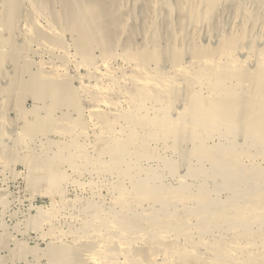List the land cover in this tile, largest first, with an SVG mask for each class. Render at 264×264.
Segmentation results:
<instances>
[{"label": "bare ground", "instance_id": "6f19581e", "mask_svg": "<svg viewBox=\"0 0 264 264\" xmlns=\"http://www.w3.org/2000/svg\"><path fill=\"white\" fill-rule=\"evenodd\" d=\"M28 2L31 7L35 4L37 7H33L41 15H50L62 29L61 32L46 31L41 25L38 28L33 24L37 29L29 28L21 33L17 25L22 11L18 1L0 0V80L4 81V86L0 85L1 140L8 139L4 114L11 104L23 118L21 132L15 137L21 147L42 133L45 136L56 133L69 137L73 148L83 154L86 152L87 147L81 145L80 140L86 137L87 130L81 119L80 94L73 83L61 80L58 75H41V72L37 78H23L19 60L33 39L50 43L46 49L55 56L57 49H65L64 35H70L77 53L86 58L80 61V68L94 66V54L99 52L106 59L104 66L122 61L140 78L126 81L130 93L129 110L119 103L106 102V92L97 90L90 95L95 104L111 108V112L97 109L91 113L106 128V132L97 136L100 151L109 158L105 165H95L86 154L77 158L80 152L74 149L77 155L70 150L65 158L63 151L60 156V153L53 154L55 158L46 154L42 158L32 154L21 158L19 151H15L19 145L13 147L15 150L0 145L5 159L11 163L23 161L32 169L46 170L49 175L46 181L53 190L69 182L62 170L66 164L74 173L92 170L119 176L120 183L115 186L119 194L118 214L113 212L115 215L111 216L110 213L111 218L91 217V222L83 224V231L104 228L106 234H94L104 247L114 243L111 232H116L120 245L125 246L121 247V252L129 263L142 258L154 260L161 254L165 258L163 264H264V187L259 188L264 186V167L256 163L257 159H264V0ZM55 4L61 9H53ZM228 14L236 18L231 30L228 27L229 32L220 20ZM206 34H214L218 42L204 43ZM17 39L23 42L21 47L15 45ZM62 53L68 59L67 54ZM9 66L11 72L7 70ZM104 76H109L108 71ZM28 98L37 104L31 111L25 108ZM70 110L75 111L77 119L69 116ZM58 111L63 113L62 123L55 118ZM29 115L35 118L32 124L27 120ZM118 125L120 133L114 131ZM240 137L241 149L238 147L241 144H237ZM213 138L232 142L230 146L210 147L207 142ZM47 141V146L41 147L52 148L51 139ZM159 144L176 152L184 161L208 162L217 173L228 174L229 180L232 178L239 184L249 180L255 188L237 193L236 184L229 182L227 186L234 191V196L223 203H217L203 186L195 192L186 181L174 189L163 188L161 172L139 166L140 161L157 158L154 145ZM186 145H191L188 151L184 149ZM165 165L166 171L176 174L175 163ZM205 175L203 171L188 167L185 179H199ZM125 181L131 185L129 188L124 185ZM256 187L260 191H256ZM146 204L160 205L167 210L156 209L140 217L135 211ZM169 208L175 210L170 212ZM52 217L46 212L40 215L46 223H50ZM192 223L196 227L193 228ZM213 230L222 234L208 239ZM194 234L202 239L194 242ZM225 234L230 237L226 238ZM181 239L186 242L183 247L178 245ZM139 241H150L155 246L135 249L134 244ZM77 247L52 245L45 252L46 257L50 264H78L82 258ZM104 247L99 256L92 255L88 259L103 264L114 257L108 247ZM15 250V257L19 259L38 256L19 243ZM203 250L205 257L201 253Z\"/></svg>", "mask_w": 264, "mask_h": 264}, {"label": "rangeland", "instance_id": "374dc122", "mask_svg": "<svg viewBox=\"0 0 264 264\" xmlns=\"http://www.w3.org/2000/svg\"><path fill=\"white\" fill-rule=\"evenodd\" d=\"M17 1L19 3L20 10H22L20 11L21 12L19 16L20 19H18L19 22L17 23L21 33L25 32L29 28L33 30L35 28L37 29V27H35L36 25L38 26V28L41 25L42 29L45 28L46 31L61 32L62 29L61 25L55 22L50 15L47 14L41 15V13H39V11L36 10L37 8L35 9L33 7V6L37 7L35 4L32 6L33 7L32 9L31 5L33 3H31L30 1L29 2L31 5L29 4L28 0H26L27 3L24 0H17ZM124 4H127V2H125ZM54 6L55 7L53 9H55L56 11L61 9L58 4H55ZM33 11L35 12L37 11L36 12L37 14ZM228 15H225L226 17L224 15L223 17L221 16L220 20L222 25L226 27V29L229 32V28L231 30L236 18L232 14H228ZM16 41H15V45L18 44L20 47L23 45V42L22 41L20 42L19 39H17ZM64 41H65V49L64 50L60 49V50L64 51L65 54H67L68 59L63 57L62 55L63 53L59 49H57L56 53H54L55 56L53 54H49L47 49L50 43L41 39H33L31 40L30 47L26 50V53L24 52V55L21 56L19 60V62L21 61L19 63L21 65L19 64L18 65L22 70V72H24L23 78L26 80H29L31 77L37 78L38 76L41 75L47 76L49 74L48 76L50 77H53L54 75H58L61 80H69L73 83L74 88L80 94L81 108H82L81 119L83 121V124L85 125V129L87 130L86 137L80 140L81 145L84 146L85 144L84 147L85 148L87 147L85 149L86 152L84 154H86L89 158H91L93 162H95V165L96 164L105 165V163L109 161V158L107 155L103 156V154L105 155V153L100 151V146L97 143H98V137L100 136V134L106 132L105 131L106 128H104L105 126L101 122V120L93 117L91 113L92 111L97 109H101V110L104 109L103 111L111 112V108H106L105 105L100 106L98 103H96L97 104L96 105L92 101L90 95L91 93H94L97 90L103 91L104 93L106 92L105 93L106 102L110 104L119 103V105L123 109L129 110L131 108V105L128 102L130 93H128V90L126 89L127 88L126 81L127 79L129 80L131 78L132 79L140 78V76L134 73L133 69L127 66L122 61H112L108 66H104L103 63L106 59L99 52L97 53L95 52L94 54L95 57L94 60L95 64L93 63L94 66L91 67L89 66L90 68L89 67L80 68L79 67L80 61L82 59L86 60V58H83L81 55L77 53L75 47L73 46V40L70 35H64ZM208 41H210V43L212 44H215L218 42V39L214 36V34L212 35L206 34L203 36V42L207 43ZM46 45H48L47 49H46ZM121 52L122 51H119V53ZM252 57H255L254 54H252ZM222 61H226V60L222 59ZM94 67L98 68L99 70L98 73H96V68ZM7 70L8 72H11L10 66L9 68L7 67ZM107 71L109 73V76L106 77L104 75L107 73ZM0 85L4 86L3 80H0ZM107 93L109 94L108 96ZM119 93L123 96H121ZM121 103L123 104V106ZM36 105H37L36 102L32 98H28L25 102V108L27 111H31ZM7 109H6L7 113L5 112L6 114H4L5 117L4 119L6 121L5 122L6 129L8 128L7 129L8 139L7 140L5 139L4 141L0 139L1 146H4L6 149L9 150H15V149H16L15 151L18 150L19 152L18 151L17 152L21 158L24 156H29L31 154L35 156H39L40 158H42L41 156L43 154L44 155L46 154L48 156L50 155L52 156V158H55L56 155L53 154L60 153L59 154L60 156L62 151L64 152L62 153V156L65 158L67 155H69L68 151L70 150H71L70 153L71 152L72 154L75 153L74 156L77 155L76 151L78 150V148L75 147L73 148L70 138L65 136L63 137L62 135L59 136V134L56 133H51V135H47V136H45L46 134L42 133V135L41 134L39 135V138L37 137L34 140H32L33 142L32 141L31 143L29 142L28 143L29 146L25 145L24 147L23 145V147H21L22 145L17 143L15 137L17 132L19 133L21 132L20 128H22L21 124L23 123L22 121L23 118L20 117L18 113H16L17 111L14 109V107L11 104H8ZM42 111H41L42 115H45L44 112ZM68 112L66 113H68L69 116L73 117V120L78 118V116L75 115L74 110H70ZM6 116H7V120H6ZM62 117H63L62 111L56 112L55 118L58 123H62ZM27 120L29 123L32 124L35 118L34 116L29 115L27 117ZM0 122H1V116H0ZM115 129L114 131L118 132L121 130V126L118 125L115 127ZM48 139L49 140L51 139V142L54 145L52 146V148L49 149L47 147H44L47 149V150L45 149L44 152V148L41 146L45 145L48 142L47 141ZM241 141L242 140L240 137L239 140L237 141L238 145L239 143L241 144L238 146L239 148L243 145ZM227 142L225 139L222 140L220 138L219 139L213 138L210 139L207 142V144L210 147L214 145H226V144L230 146L232 141L228 140ZM60 143L62 146L60 145ZM18 145L19 147H17ZM1 146H0V264H50V261L46 257L45 252H47L52 245H56V246L63 245L66 247L79 246L77 248H80L79 251L81 252L82 262L78 264H95L92 263V261L89 260L88 258L89 256L92 255L99 256L100 251L103 250L102 247H104V244L101 242V240L98 239L96 240V236L99 234V232H102L103 234L105 232L106 234V230L104 228L101 229L99 227H95L90 229L87 228L88 231H90L88 232L87 230L83 231V228L84 225L86 226L87 221L90 220L89 222H91L93 220L91 217L94 218L97 215L98 216L101 215V217L104 216L103 218H106V216L111 218L110 217L111 214H112L111 216L115 215V213L113 215V212H116V214H118L120 209L117 207L116 201L119 198V194L115 186H117V184L120 183L119 176H117L116 174L113 175L109 173H105V174L97 173L95 171L93 172L92 170H88V171L81 170L82 173L81 171L80 173H74L70 169V167L67 166L66 164L65 166L62 167V170L65 172V175H68L67 177L69 179V182L66 183L65 185L66 187L59 186L57 190L56 189L53 190L46 181V178L49 177L46 170L39 168L32 169V167H29L30 165L28 166V164L24 163L23 161H18L17 163H11L8 159L6 160L5 157L1 154V148H3ZM186 146L187 147H184V149H186L185 151H188V149L191 148V145H186ZM13 147L14 148L17 147V148L14 149ZM154 147L156 149V152L158 151L157 158L153 159L152 161L151 160L140 161L139 166L145 170L147 169L148 171L161 172L162 176L160 183L163 188L174 189L178 187L180 183L186 181L187 184L191 187V189L195 190V192L199 191V189L202 188L201 186H203V188L209 191L210 194L213 196V198H215L214 200L217 203L228 202L234 196V191L231 188H228L227 185H229V182L235 183V181L237 180L234 181L233 179L232 181V178H230L229 180L228 178L230 176L228 174L223 175L221 173H217V171L208 162H198L196 160L184 161L180 156H178L176 152L174 151L172 152V150L166 149L161 144L154 145ZM73 149L76 151H74ZM46 151H48V153ZM77 153L80 154L77 155L78 157L76 156L79 159L81 158V156L82 157L84 156L81 150L80 151L78 150ZM100 154H102L101 155L102 157L100 156ZM102 160L103 162H101ZM166 163L167 164L175 163V165L177 166L176 174H172L166 171V165H165ZM256 163L259 166L264 167V159L262 158L257 159ZM187 166L197 171L205 172L206 175H208V177L205 178L206 177L205 175V177H200L199 179L190 178V177H186L185 179L186 173L188 171ZM162 170H165L166 172ZM235 184H236L235 187H237L238 189L237 193L245 192L247 190L250 191L255 188L254 185L251 184V182H249V180H246L245 182H241L240 184L239 183H235ZM124 185L128 188L131 186L128 181H125ZM258 187L256 188L258 189ZM263 187L264 186L262 187L260 186L259 188L261 189ZM257 189L256 191H260V189L258 190ZM154 210L165 211L167 209L161 207L160 205L152 206L146 204L144 205V207H141L140 209L136 210L135 213L138 215L140 214L141 216L140 215L139 216L142 217V215L144 216ZM174 210L175 208L168 209V211L170 212H173ZM42 212L44 213L46 212L47 215L51 214V217L52 216L54 217V218L52 217L53 220H51L50 223L44 222V219L40 218ZM37 219L42 221H39ZM35 220L38 221L39 226L40 225L42 226L40 227L34 226L33 228L34 223L38 225L37 222H34ZM191 225H194L193 228L196 227L195 223L194 224L192 223ZM214 231L215 230H213L210 233L211 234V236L209 235L210 237L207 236L208 239H211L214 236L216 237L222 234V232L219 233L218 231L215 232ZM115 233L116 232H111V236L115 240L114 243L112 242V244H110L109 246L104 247V248L108 247V251L111 252V255H114V257H112L107 261H104L103 264H163L164 262L163 259L165 258L163 257L164 255L161 254H159V256L157 255L154 260L142 258L133 263L127 262L125 256L121 252V250L125 248V246L123 245L124 247H122V245H120V239H119L120 236H117ZM94 234L97 235L94 236ZM112 234H115L116 236L115 235L113 236ZM117 234L119 235V233ZM194 235H195L194 237L196 238L194 242H199V240L202 239L201 238L202 236L198 237V234H194ZM225 235L227 236V234ZM229 237L230 236L228 235L226 238ZM128 242L130 241L127 242L125 241L124 243H128ZM18 243L27 246L29 249L36 252L38 256L34 257L33 255H29V256L27 255L22 259L16 258L15 248H17ZM185 243L186 242L184 241V239H181L178 245H180V247L182 245L183 247L185 246ZM152 246L154 247L155 245L151 244L150 241L147 243L139 241L138 243L136 242L134 244L135 249L141 247L142 248L152 247ZM186 248H188V246H186ZM201 253H203L202 254L203 257L206 256L204 250L201 251Z\"/></svg>", "mask_w": 264, "mask_h": 264}]
</instances>
